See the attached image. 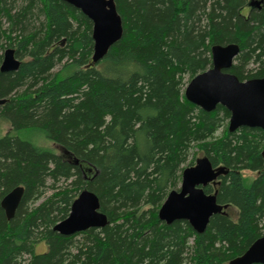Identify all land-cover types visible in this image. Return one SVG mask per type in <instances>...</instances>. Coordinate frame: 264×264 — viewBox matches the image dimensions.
Listing matches in <instances>:
<instances>
[{"label":"trees","instance_id":"trees-1","mask_svg":"<svg viewBox=\"0 0 264 264\" xmlns=\"http://www.w3.org/2000/svg\"><path fill=\"white\" fill-rule=\"evenodd\" d=\"M113 1L122 36L93 65L80 11L61 0H0V37L20 61L0 72V123L11 128L0 137V200L24 190L11 220L0 208V264H228L264 235V131L226 128L215 139L228 111L189 103L184 79L210 68L211 46L227 44L240 48L229 73L264 78V0L260 10L249 0ZM193 145L226 170L203 192L237 212L214 215L201 234L157 218ZM244 170L257 173L248 185ZM48 182L54 192L43 198ZM84 189L108 225L54 232ZM41 242L47 250L36 254Z\"/></svg>","mask_w":264,"mask_h":264},{"label":"water","instance_id":"water-1","mask_svg":"<svg viewBox=\"0 0 264 264\" xmlns=\"http://www.w3.org/2000/svg\"><path fill=\"white\" fill-rule=\"evenodd\" d=\"M80 11L91 23L93 65L101 61L122 36V22L113 0H61ZM263 1V0H262ZM262 1L249 0L260 9ZM255 6V7H256ZM236 44L213 45L210 48L211 66L197 74L185 86V99L205 113L218 106L229 113L227 131L232 133L241 127L264 131V78L239 81L229 73L234 60L239 57ZM20 61L14 50L7 48L2 54L0 72H15ZM7 100L0 98V106ZM264 160V149L261 151ZM226 173L222 167H212L207 157L195 160L193 166L181 172L178 190H171L157 211V218L166 225L174 221H186L197 234L206 229L209 220L217 214H225L227 206L216 202V192L205 194L203 187L217 184V178ZM23 188L10 190L0 200V208L7 221L14 217L23 196ZM108 225L106 215L100 211L97 196L82 190L70 206L68 216L55 224L52 230L70 236L89 229H102ZM228 264H264V235L255 240L239 257Z\"/></svg>","mask_w":264,"mask_h":264},{"label":"rangeland","instance_id":"rangeland-1","mask_svg":"<svg viewBox=\"0 0 264 264\" xmlns=\"http://www.w3.org/2000/svg\"><path fill=\"white\" fill-rule=\"evenodd\" d=\"M2 24H3V27H4V21H2ZM0 47H2V50L0 49V54H3V52L5 51L6 48H8V45L6 44V40L3 38V37H0ZM13 48V47H11ZM238 62V59L236 58L234 60V64H237ZM255 66H253L252 64L248 65L246 67V69H252L254 68ZM60 69V66L57 67L55 69V71H58ZM188 78L186 77L184 79V82L188 83ZM187 85V84H186ZM185 85V86H186ZM185 88V87H184ZM227 124H228V119L224 120L223 123L221 124V126L218 128L217 132L214 134V138L215 139H219L223 136V132L224 130L227 128ZM10 126L7 124V123H0V137L9 133L11 130H10ZM21 137L23 138H27L29 140H31L34 144L36 145H39V146H43L44 148L46 149H51L53 151H56L57 153H59V150L57 149V147H55L53 144L47 142L46 140H44L41 136L39 135H34V134H26L24 133V135L21 134ZM203 155V153L199 152L198 149H197V145H193L190 149V152H189V155H188V158H187V161L186 163L183 165V169L186 168V167H189V163H191V166L194 165L195 163V160L198 159V158H201ZM241 176L243 177L244 179V182L246 185H248L249 182H251L256 176H257V173H254V172H250V171H247V170H244V171H241ZM50 184L51 182H48L47 183V187L45 189V193H44V197H48L49 195H51V193H53L54 191L51 189L50 187ZM64 184L62 181H60L59 183H57L56 185L57 186H60ZM179 185H180V180H179V183L177 185V188L175 189H172V190H178L179 188ZM147 210L149 209L148 206H144L142 210ZM228 212V215L231 219L235 220L236 219V216H237V212H236V209L233 208L232 206L227 208V211ZM80 240V238L78 237L77 240ZM47 250V247L45 245V243L41 242L39 244H37L35 246V253L36 254H41V253H44L45 251Z\"/></svg>","mask_w":264,"mask_h":264},{"label":"flooded vegetation","instance_id":"flooded-vegetation-1","mask_svg":"<svg viewBox=\"0 0 264 264\" xmlns=\"http://www.w3.org/2000/svg\"><path fill=\"white\" fill-rule=\"evenodd\" d=\"M258 1H262V0H258ZM262 3H263V2H261V4H260V9H261V7H262ZM255 6H256V5L253 4V7H255ZM255 8H256L257 10H260V9L257 8V6H256Z\"/></svg>","mask_w":264,"mask_h":264}]
</instances>
